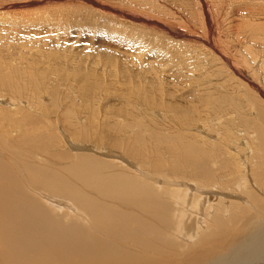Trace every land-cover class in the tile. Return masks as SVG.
I'll return each mask as SVG.
<instances>
[{
  "label": "bare ground",
  "instance_id": "obj_1",
  "mask_svg": "<svg viewBox=\"0 0 264 264\" xmlns=\"http://www.w3.org/2000/svg\"><path fill=\"white\" fill-rule=\"evenodd\" d=\"M174 1L186 9L182 0ZM259 1L255 9L262 13L264 0ZM149 7L158 6L151 3ZM7 43L0 42V264H264L262 120L254 122L257 138L241 144L246 156L226 159L231 167L237 165L235 173L225 174L217 169L223 154L219 148L210 156L194 135L181 139V129H174L168 118L165 124L148 112L136 116L137 109L128 99L124 108L117 109L122 118L116 122L113 114L99 121L93 111L83 115L87 117L83 126L74 116L75 105L68 104L59 112L54 101L48 106L47 98L37 100L45 90L48 93L49 85L36 70L18 65L22 57L6 53ZM82 91L77 93L87 101ZM249 96L250 105L255 102L260 107L264 120L263 105ZM53 121L65 127L57 125V130ZM113 125L121 127V136L108 140L115 132ZM169 125L175 131L164 134L162 140L158 135L143 138L147 126L161 133ZM91 127L95 135L103 129L97 136L121 150V155L105 150L104 158L74 150L68 131L81 143L83 132L90 134ZM58 131L71 149H61ZM164 139L167 145L163 148ZM94 141L101 146V141ZM205 154L209 159H202ZM146 165L151 170L143 173L140 167ZM149 173L164 174L174 181L161 187Z\"/></svg>",
  "mask_w": 264,
  "mask_h": 264
},
{
  "label": "rangeland",
  "instance_id": "obj_2",
  "mask_svg": "<svg viewBox=\"0 0 264 264\" xmlns=\"http://www.w3.org/2000/svg\"><path fill=\"white\" fill-rule=\"evenodd\" d=\"M132 1H93L107 8L104 11L89 0H0V42H8L6 53L22 57L16 61L19 66H29V70L44 77L49 91L39 94L37 100L47 98L48 106L54 101L59 112L68 104L75 105L74 116L81 120L80 125L87 123L83 115L93 111L99 121L113 114L116 122L122 116L116 111L124 108L128 99L137 109L136 116L148 112L158 122L171 120L174 129H181V139L195 136L199 147H206L210 156L219 148L223 154L217 169L233 175L237 165L233 168L227 160L246 156L241 144L257 138L254 122H264L260 107L254 102V108L249 101L251 94L264 108V11L255 9L260 1L182 0L181 6L186 5V9L174 0ZM151 3L158 7L151 9ZM77 91L87 93V101ZM133 92L138 100L131 95ZM174 115L181 116L175 121ZM53 122L55 127H65ZM113 127L115 132L107 136L108 140L121 136V127ZM173 128L157 133L147 126L143 138L158 135L162 140L164 134L175 131ZM101 130L96 135L95 128H90V134L84 131L81 143L74 141L69 131L66 136L76 145L74 150L95 152L104 158L105 150L121 155V150L107 146L97 136L102 135ZM60 131L59 145L64 146L60 148L71 149ZM93 139L101 141V146L97 147ZM163 142L164 148L167 140ZM210 156L205 154L202 159ZM146 167H140L143 173L151 170ZM149 174L161 187L174 181L164 174Z\"/></svg>",
  "mask_w": 264,
  "mask_h": 264
}]
</instances>
